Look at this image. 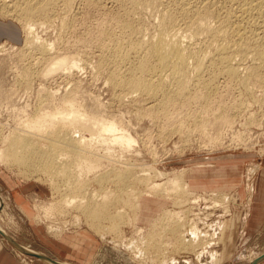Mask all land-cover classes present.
Here are the masks:
<instances>
[{
    "label": "rangeland",
    "instance_id": "obj_1",
    "mask_svg": "<svg viewBox=\"0 0 264 264\" xmlns=\"http://www.w3.org/2000/svg\"><path fill=\"white\" fill-rule=\"evenodd\" d=\"M9 1L7 2H22L23 4V0ZM69 1L70 4H72L71 6L68 3ZM69 1L67 4L66 1L56 0L57 5L55 6L56 3L52 4L55 8H53L54 6L51 7V9H53L50 10V15L42 14L39 15L38 19L37 16L34 17L35 19H31V21L34 20L33 22H35L34 33H36V35L34 33H29L28 28H26V19L11 12H6L5 8H2L3 2L0 0V147H2V145L3 147L7 146V143H5L7 142L5 141V134L10 135L14 132H18L19 129L13 128L17 126L16 123L20 121H17L18 119L22 120L24 117H29V114H35V112L50 111L57 107L64 106L65 102L63 98L65 95H68V93L70 94L72 90L73 92L71 93H74L77 106L84 107L88 112H97L107 118L115 116L119 122L137 138V142L133 146L134 150L132 148V151L130 150L129 153L124 152L125 154H123L124 156L121 159L116 156L115 158L118 160L103 157L102 161L105 162L101 161L99 164L100 167L92 170L93 172H87L85 175L87 179L84 177L88 182L87 184L94 183L88 185L87 196L91 198V192L97 190L99 187L97 183L98 180L95 178L100 177L104 170L102 174L110 173L107 174V176L112 178L115 177L114 172H116V169L117 171L118 169L120 171L123 170L122 172L125 174L127 171L129 177L131 176L130 178L128 177L130 180L127 179L126 181L129 183V186H127L128 184L126 185L129 191L128 193L126 191L127 194H124L122 193L124 190L121 189L122 192L118 190L120 193H118L119 195L117 197H120L117 199V197L114 196V198L117 199V201L114 199V202H117V207H125L127 210L126 212L129 213H127L129 217L132 216V220L129 222L127 217V219L125 218L118 224L119 226H115L116 228L110 227L107 232L105 231L106 228L104 225H109V223L103 222V224H97V221L91 220L88 216L86 217L83 206H78L77 202V204L71 208H65V206H63L64 204H61L60 201L64 193L63 190L59 188L61 185V188L64 187L63 185L65 182L63 183V181L66 180L65 176H56L57 178L55 177L56 180L53 183L50 180L51 177L45 175L42 171L30 173V169L27 166H24V169L23 165H21V168L15 161L12 162V160H7L4 161L6 163L0 161V193L6 200V207L0 209V222L4 228L9 234L11 233L17 242L28 245L49 256L59 257L61 260L75 264H95L97 258L102 255L101 253L105 255L103 259L106 260L107 264H161V260H163L165 255L166 262L162 264H170L172 259H175L181 264H249L252 258L264 251V85L263 82H261L264 81V78L258 77L257 79L256 77L247 79L244 77L250 81L254 80L252 83L247 80L245 82V79L242 77L245 76L243 72L247 75V70L252 68L255 63L253 62L254 60L252 61L251 58H247L244 59L245 61L242 60V62H239L242 63V66L241 69H239V78H237L238 80L244 79L241 82L232 80V78L224 72L218 73V77L216 76L217 79L214 78V71L212 69L214 65L211 64V62H207L208 64L206 63L207 66H209L206 69L209 71L206 72V69H204L205 73L201 72L202 74L200 75L194 74L193 67H190L192 70H189L188 76L192 72L195 77L193 78L191 73V76L188 78L192 77L196 79L199 76L196 80L202 81L204 77L203 82L206 79V81L208 80L207 83L206 81L205 83L197 81V83H199H196L197 86H195L194 89L193 86L196 85L194 83L196 80H191L190 78L193 82L191 83L189 81V85L192 86L193 89L189 86L190 88H188V92H186V95L184 94V97L179 96L175 98L173 96L171 101L167 102V107L166 105L162 107L163 104H159V106L156 104V106L154 105L157 101L156 98H150L148 95L150 98L149 100L145 92L144 94L146 96L141 93L142 91L140 93L139 91H134V94L131 92V94L135 95L131 96L128 90H125V92L124 89H119L111 83L113 80L110 81V75L113 70L120 71L121 68V72L126 74V72H124L127 69L126 67L131 65L130 63V65L126 64L128 61L124 62V64H120L113 58H110L113 55L111 52V40L116 33L115 36H119L122 32V29H120L121 26L119 25L120 21H117L116 18H121L120 20H122L126 13L130 11V14L128 13L125 18H127V16L128 18L132 17L131 19H137L136 16L139 18L141 17L137 19L138 23L136 22L137 20H135V22L141 24L143 28L146 27L149 29V26L152 25L151 22L155 23V21H157L156 19L159 15L157 7H159V9L165 7V5L167 7H175V2L177 1H157L160 6H156L153 10L140 8L139 10L144 13L139 11V14L137 11L138 9L136 13L135 10L133 11L130 0L126 1L128 4H126L124 0ZM93 1L94 4L92 3ZM124 5L126 7H124ZM127 5H130V8H128ZM148 10L149 13L145 12ZM133 14L134 16L135 14L137 15L134 17ZM47 16H51V20H49L48 17L46 22L45 18H47ZM147 19H150V24L148 23V25L144 23L145 21L149 22ZM115 20L117 22H115ZM140 20L144 21L141 22ZM117 28L120 30L118 31ZM107 30L113 31L107 32ZM109 33L111 38L108 37ZM34 35H40L41 38L54 43L55 46L53 50L44 53L43 51H39V49L42 50L40 46H32L30 43L34 38H29ZM104 36L107 37L104 38ZM108 38L111 40L108 41ZM103 39L104 41L107 39L109 44L111 42L110 46L108 42L105 44ZM28 40L30 41L28 42ZM108 47H110V50ZM212 47L210 53L213 54L215 52V47ZM106 49L109 51L107 52ZM47 53L48 58L46 57ZM64 55H69L71 57L75 56L81 59L79 63L82 66H80V68L75 66L73 69L67 67L70 70L72 69L71 71L67 70V68H63L64 70L60 68L51 71L50 68L52 63L57 58ZM103 56L105 57V61L102 60L104 59ZM107 58H109V61L111 59V62L114 60L113 65L116 67L113 68V65L109 64L111 62L107 64ZM100 60H102V64L104 62L106 68L100 63ZM115 62L119 65H115ZM234 62H236L234 64L235 66L241 65L238 63V60ZM107 65L109 67H107ZM215 65H218V67L221 66H219V64ZM247 66L250 67L248 68ZM220 74H224L223 77L222 75L220 76ZM227 78H230L231 81ZM222 80H224V82ZM211 82L214 84V86L211 84L213 87L210 85L213 91L211 90V95H206V91L203 90H208L206 84L209 85ZM242 82L249 85L247 86L248 88L243 86ZM227 84L229 85L227 86ZM199 85H202L203 88L200 87L201 90L198 91L197 87H199ZM203 85L206 89H204ZM69 90L70 92H67ZM191 91L196 96H194ZM128 92L129 94L126 96L125 94ZM115 93L121 94L117 95ZM213 93L215 94L212 95ZM116 95L121 96L117 97ZM122 95L126 98V101ZM161 95H158V99L160 97L162 98L163 95ZM188 96L191 98L188 99ZM203 96L207 97H204L206 100L211 99V101L208 100L206 103L210 102L212 105H209V103L205 107L206 103L204 101L206 100L202 99ZM165 98L166 97H164V99ZM176 99H179V101ZM182 99L184 102L187 99L192 100L190 102L187 100L188 102L186 101V103L183 104L184 102ZM212 100L215 101L213 102ZM123 102L125 104H122ZM222 103L223 106L221 105ZM148 104L149 107H147ZM217 104L222 106L223 109ZM12 105H15V108H12ZM208 106L210 107L208 108ZM228 106H230V108ZM217 107L221 108V110ZM155 108L159 110L162 109V112H170L172 109L173 110L171 111L172 114L166 112L168 113L167 117V114L166 116L165 113L162 115L161 111L158 112ZM216 109L224 113H227V110L228 112L232 110L229 112L230 114L225 113L227 117L229 116V121L231 120L230 123L226 121L225 123L227 124L225 126L223 123L217 121L218 124H216L215 116L218 115ZM25 110L28 112L30 111V113L27 112L28 114H26ZM152 110L156 112L153 113L154 111ZM19 111H21L22 114ZM224 113L221 114L224 115ZM231 113L234 115L233 117ZM197 120L198 123L196 126L195 123ZM177 123L180 124L179 129ZM200 123L202 125L204 124L205 127L200 125ZM175 124L177 125L176 128H174ZM210 124L211 126H209ZM215 124L219 126V129ZM38 142L40 143L37 144L48 145L45 141ZM124 159H126V162L123 161ZM10 162L11 164H9ZM14 162L16 165L13 164ZM113 169L114 172L110 171ZM100 170L103 171L100 173ZM159 171L164 175H159ZM183 171L184 179L188 182L190 186L189 190L191 192L193 191L192 193L188 194L180 191L169 194L153 191L152 186H154V184L163 181L170 182ZM127 175L128 174H126V176ZM90 176H92L94 180ZM59 177H61L63 181ZM88 179L92 181H88ZM113 180L110 181V184L115 183ZM57 181L60 184H58ZM116 182V186H119V184L123 186L119 181ZM56 184L59 186L57 187ZM90 186H92V188H90ZM112 187L115 186H111V188ZM73 192L74 191H72V194H74ZM138 194L140 195V204L133 205V203H135L134 196ZM130 197L132 198L130 199ZM194 198H200L198 204H193L190 201V199ZM181 199L185 201L183 204L178 202L181 201ZM214 200H218L220 204L215 206ZM250 200L251 204H249ZM49 203L54 204V206L56 205L55 207L58 210L52 207L51 204L50 206L52 209L50 206V209L47 208L46 206H48ZM130 206L133 209L136 207V209H134L135 213L133 212L132 214L131 211L133 210ZM167 208H173L177 211L187 209L185 213L187 214V220H189V218L194 220L197 218L195 221H197V224L199 223L198 226H200L199 228L202 232L198 238L199 246L195 248L184 246L181 234L185 229L182 227L179 229L176 217L165 224L164 221L167 222V219L162 218V215ZM47 210L48 212L50 211V213H47ZM195 211L199 214L195 215ZM188 215L190 217H188ZM156 219H158V222ZM192 219L189 221H192ZM153 222H155V224H153ZM156 224L157 226L154 228ZM140 226L144 228L141 234L137 232V228ZM222 228L224 230H222ZM216 229L218 232H215ZM80 232L86 233V236L84 235L78 239V234ZM148 233H153L156 241L150 245L151 247L144 246L145 253L147 254L144 255L142 253L143 251H139V248L133 250L132 241L139 240L141 236L147 235ZM0 236L4 238L3 235L0 234ZM62 239H70L69 246L72 247L70 248L68 244L64 246L65 243L62 244V241H64ZM4 241L7 248L14 255L12 264H47L37 256L20 252L7 239L4 238ZM80 242L82 245V252L84 255L87 254L84 258H79L74 248V246L76 247ZM135 243L139 245L140 241H136ZM62 245L63 247H61ZM216 251L219 252L218 259H213V257H211L213 256L212 253ZM122 252L129 257L128 261L130 262L121 255L123 254ZM81 261H85V263H81ZM259 264H264V262L262 261Z\"/></svg>",
    "mask_w": 264,
    "mask_h": 264
},
{
    "label": "bare ground",
    "instance_id": "obj_2",
    "mask_svg": "<svg viewBox=\"0 0 264 264\" xmlns=\"http://www.w3.org/2000/svg\"><path fill=\"white\" fill-rule=\"evenodd\" d=\"M7 1H9V0H2V2H3L2 8H5V11L8 13L11 12L15 15H19L20 17H23L24 19H26V21H27L26 28H28L30 34L34 33V23H35V22H33L34 20L31 21V19L36 17V16L38 19L39 15L49 14L50 10L55 8V6L57 5L56 0H23V4H22V2L21 3H8ZM63 1H66V3H67L69 0H63ZM97 1H99V0H97ZM118 1H121V0H118ZM124 1L126 3L127 0H124ZM157 1H160V0H130V2H131L130 5H132V9H133V11L135 10V13H136V10L138 9L137 11L139 14V11H141V10H139L140 8H143L145 10H147V9L153 10L156 8V6H160ZM174 1H173V3H174ZM176 1L177 2H175V7H173V6L167 7L166 5H165V7L160 8V9H159V7H157L158 8L157 10H159V13H158L159 15L157 16L158 18L156 19L157 21H155V23L151 22L152 27L149 26V29L146 27L143 28L141 26V24H137L138 23L137 19L141 18V17L140 18L137 17L136 16L137 14H135L137 19H135V18L131 19L132 17H130V16H129L130 18H128V16H127V18H125L126 15L130 11L129 12L126 11L128 13L125 12L126 15H125L124 19L122 18V20H120L121 18H119V17H118L119 19L116 18L117 21L118 20L120 21L119 25L121 26L120 29H122V32L120 34L118 32L120 29L118 30V28H117V30H118L117 32L120 35L115 36L117 33L114 30V32L116 34L114 35L115 38L112 37L113 41L108 38V41L111 40V42H112V44H111V42H110V44H111V52L113 55L110 58L111 59L113 58L116 62H118L120 64H122V63L124 64V62L128 61L126 64L130 63L131 65L130 64H129L130 66L127 65L129 67H126L125 65H123L127 68L126 71L123 70L124 72H126V74L121 72L122 70L120 67H119L120 71L119 70L118 71L113 70V72L111 71L112 74L110 73L111 74L110 75V78H111L110 81L113 80L111 82V83H113V85H115L119 89H124V91L128 90L130 92V94H131V92H133V94H134V91H136V92L139 91V93L142 91L141 92L142 94H144V92H145L147 94L148 98H149V96H150V98L151 97L156 98L157 101L155 102L154 105L158 104V106H159V104H161V105L163 104L162 107H164L167 104V102L171 101L173 96L175 98L179 97V96L184 97V94L186 95V92H188V88L191 87V89H193L192 86L189 85V81L192 83L193 81H191V80L195 77L193 75V73L196 75L202 74L201 72H204V69L209 67V66H207V64H208L207 62H209V63L211 62V64L214 65V67L211 66V67H213L212 69L214 71V73H213L214 78H216V76L218 77V75H217L218 73L224 72L228 76H230V78H232V80H238L239 69H241V66H242V63H239V62L240 61L242 62V60H244V59L251 58L252 61L254 60L253 62H255L257 65L254 63L253 66L254 65L255 66L254 67L252 66L251 69L249 68L250 66H247L250 70L249 69L247 70V68L245 67L246 70L248 71V73L246 75V73L243 72V75H245V76H242V77L243 78L246 77L247 79H252V78H256V77H257V79H258V77L264 78V0H176ZM54 3H56V4H55V6L53 5L54 6L53 7L52 4H54ZM68 3L70 4V1ZM92 3L94 4V1ZM116 3H117V1H116ZM166 3H170V2H166ZM98 4H101V3H98ZM121 4H124V3H121ZM126 4H128V3H126ZM71 5L72 4H70V6ZM129 6H128V8H130ZM51 7H53V8L51 9ZM124 7H126V6L124 5ZM63 8L65 9L64 6H63ZM149 10L145 11V12L149 13ZM154 12L156 13L155 10H154ZM142 13H144V12H142ZM52 16H53V12H52ZM133 16H134V14H133ZM154 16H155V14H154ZM48 17H49V20H51L50 19L51 16H47V18H45L46 22H47ZM151 17H153V16H151ZM151 17H149V18H151ZM43 18H44V16H43ZM116 20H115V22H117ZM135 20H137L136 21L137 23L135 22ZM63 21H64V19H63ZM143 21H141V22H143ZM24 22H25V20H24ZM36 22H38V21H36ZM144 23L145 24L147 23V25H148V23L150 24V21L149 22L145 21ZM41 25H43V24H41ZM64 25H66V24H64ZM142 25H144V24H142ZM70 26H71V24H70ZM108 28H109V26H108ZM63 30H64V28H63ZM112 31L113 30H109V31L107 30V32H112ZM29 33H28V35H29ZM106 33H105V35H106ZM34 34H36V33H34ZM32 37L34 39L32 40V42L30 44L32 46L33 45L34 46L38 45V47L40 46V48L42 50L39 49V51H43L44 53H46L48 51L51 52L53 50V47L55 46L54 43L48 42L46 39L41 38L40 35L39 36H35V35L31 36V38H29V39H32ZM102 37H103V35H102ZM106 37L104 36V38H106ZM108 37H110V33H109ZM29 41L30 40H28V42ZM103 41H104V39H103ZM108 41L106 39V41H104L105 44H107ZM102 44H104V43H102ZM108 44H109V42H108ZM110 44H109V46H110ZM32 46H31V48H32ZM102 46H104V45H102ZM211 47L212 48L215 47V49H214L215 52L213 54L210 53ZM109 48L110 47H108V49ZM36 50H38V49H36ZM106 51H107V49H106ZM47 55H48V53L46 54V57L48 58ZM50 57H49V59H50ZM38 59H40V58H38ZM111 59L109 61V58H107V64H108V62H111ZM79 60H81V59H78L75 56L74 57H71L69 55L68 56L67 55L61 56V57L57 58L52 63L50 70L52 71L54 69L57 70L60 68L63 69V68H67V67H70L73 69L75 66H77V68H80V66H82V65H80ZM102 60L105 61V57ZM102 60H100V63L102 62ZM236 60H238V63L241 64L240 66L234 65L236 63L234 61H236ZM113 61L109 64L113 65ZM253 62H251V63H253ZM105 64H106V62H105ZM211 64H209V65H211ZM215 64H219V66L220 65L221 66L218 67V65H215ZM102 65H104V62ZM115 65H119V64L116 63ZM123 66H122V69H123ZM104 67H105V65H104ZM107 67H109V66L107 65ZM114 67H116V66L113 65V68ZM190 67L191 68L193 67V71H194L193 73L190 71L192 73V76H193V78L190 77L191 80H190V78H188L189 76H191L190 75L191 73L188 76L189 70H192ZM101 68H103V67H101ZM112 69H109V70H112ZM217 69H218V71H217ZM67 70H70V69L67 68ZM208 71L209 70L206 69V72H208ZM106 74H107V72H106ZM25 75H26V73H25ZM221 75L223 77L224 74H220V76ZM198 78H199V76H198ZM198 78H196V79H198ZM203 78H202V81L193 79V80H196L194 83L196 84L197 81L203 82ZM230 78L229 79L227 78V79L230 80ZM200 79H201V77H200ZM244 79H241L238 81L241 82ZM247 79H245V82ZM209 80H210V78H209ZM259 80H260V78H259ZM205 81H206V79H205ZM205 81L203 83H205ZM207 81H206V83H207ZM222 81L224 82V80H222ZM225 81H227V80H225ZM247 81L253 83L254 80L253 81L247 80ZM245 82L244 83L242 82L243 86H245V87L249 86V85H246ZM261 82H263V85H264V81H261ZM217 83H218V81H217ZM197 84L193 86L194 89H195V86H197ZM211 84H212V82L209 85L206 84V87L208 88V90L203 85L204 89H206V90H203V91H206V93H205L206 95H209V94L211 95V93L213 91L212 90L213 88H211V86L212 85L214 86V84H212V85ZM230 84H232V83H230ZM228 85L229 84H227V86ZM215 86H217V85H215ZM200 87H202V85L201 86L199 85V87H197L198 91L201 90ZM234 90H235V88H234ZM118 91H121V90H118ZM124 91H122V92H124ZM67 92H70V90ZM71 92H73V91L71 90ZM71 92H70V94L68 93V95H65L66 93L64 94L65 95L63 98V100L65 102L64 106L59 107V108L57 107L56 109L50 110V111L45 110L44 112H39V113L35 112V114H33V115L29 114V117H26V118L24 117V119H22V120L18 119L17 121H19V120L20 121L18 123H16L17 126L13 127L14 129H17V130L19 129L18 132L13 133V131H12L13 134H10V135L5 134V136H4L5 141H7V142H5V143H7L6 144L7 146L3 147V145H2V147H0V161L1 162L7 161V160H9V161L12 160V162L15 161L17 165L18 164L20 166L23 165V167L27 166L30 169V171L28 170L30 173L31 172L35 173V171H38V172L42 171V173L51 177L50 180L53 183L56 180L55 179L56 176H61V175L65 176L66 180H64V181L61 178L63 176L59 177L63 181V183L65 182L63 185L64 187L61 188V186H62L61 185L59 188V189H62L63 193H64V195L60 201L61 204H64L63 206H65V208H67V207L71 208L78 203V206L79 205L83 206V208H84L83 210L86 214V217L88 216V218H90L91 220L97 221V224H103V222L109 223V225H104L106 228L105 231L108 232L110 227L112 228L115 226H119L118 224L122 220H124L125 218L127 219V217H128L129 222L132 220V218H131L132 216L129 217V215H128L129 213L126 212L127 211L126 208L125 207L124 208L117 207L116 206L117 202H114V199H115L114 196L117 197L119 195L118 193L122 192L121 189L124 190L122 193H124V194L128 193L129 190H127L128 189L127 186H129V183H127L126 181H127V179L130 180L129 178L131 176L129 177V173H127L126 170H124V171H126V174H128L127 176L124 172H122L123 170L120 171L118 169V171H117V169H116V172H114V169H115L114 167H113L114 168L113 170H110V171L114 172L115 175L112 172V174L115 176L114 178L107 176V174H110V173L102 174V173H104L105 170L104 171L102 170L103 172L100 170V173L102 172L101 176L97 177L98 179L95 178L96 180H98L97 183H98L99 187L97 190L91 192V198H90L87 196L88 185L90 183L87 184L88 183L86 181L87 177L85 175L87 172L89 173V171H92L94 169L99 168L100 167L99 164L103 160V157L115 160V159H117L115 157L118 156V158L121 159L124 156L123 154H125L124 152H128V153L130 152V150L136 144L137 138L124 125H122V123H120L119 120L115 116L112 118H107V117H104L102 114H99V113L93 112V111L88 112L87 110L84 109V107L77 106L76 102H75L74 93H71ZM74 92H75V90H74ZM129 92L125 95L127 96L129 94ZM124 93H122V94H124ZM191 93H192V91H191ZM115 94L118 95L121 93H115ZM133 94H131V96H135ZM159 94L160 95L162 94L166 98L164 99V97L161 95L162 96V98L160 97L161 100H160V98L158 99ZM192 94L194 95V93H192ZM214 94L215 93H213L212 95H214ZM51 95H49V96H51ZM193 95H191V96L192 97L196 96V95H194V96ZM218 95H220V94H218ZM119 96H121V95H119ZM119 96H117V97H119ZM122 97H123V95H122ZM122 97H120V98H122ZM204 97L207 98L206 96H203L202 97L203 100L205 99ZM150 98H149V100H150ZM190 98L191 97H189L188 99H190ZM51 99H50V101H51ZM125 99L126 98H124V100ZM183 99H182V101H183ZM191 100H188V101L190 102ZM208 100H206L204 102L206 103V102H208ZM121 101H122V99H121ZM177 101H179V99ZM186 101L185 102L183 101L184 102L183 104H185ZM194 101H195V99H194ZM209 101H211V99ZM176 102H175V104H176ZM209 103H206V105L204 104L205 107ZM122 104H125V103L123 102ZM142 104H144V103H142ZM200 104H202V103H200ZM167 105H166V107H167ZM209 105H212V104L210 103ZM221 105L223 106V103ZM244 105H246V104H244ZM14 106L12 108H15ZM152 106H153V104H152ZM172 106H174V105H172ZM176 106H177V104H176ZM222 106H219V107L222 108ZM16 107H17V105H16ZM147 107H149V104ZM150 107H151V105H150ZM205 107H202V108H205ZM209 107L210 106H208V108ZM219 107H217V108H219ZM228 107L230 108V106H228ZM158 108L157 109L155 108L156 111L158 110V112H159L162 110V109L159 110L160 108L159 109ZM168 108H169V106H168ZM221 108H219V109L221 110ZM16 109H18V108H16ZM16 109H14V110H16ZM148 109H150V108H148ZM141 110H142V108H141ZM220 110L218 111L216 109V111H218L217 112L218 115L215 116L216 117L215 118L216 124H218L217 123V121H218L219 123H223V125L226 126L227 123H225V122L229 121V116L227 117L225 115L226 112L225 113L220 112ZM152 111H154V110H152ZM156 111H154L153 113H155ZM171 111L170 112L169 111H163V112L161 111V113H162V115L165 113V116L167 114V117H168V113H166V112L171 113ZM204 111H205V109H204ZM231 111L232 110H230L229 112H231ZM19 112H21V111H19ZM27 112L28 111H26V114L30 113V111L28 113ZM229 112L227 110V113H229ZM23 113H24V111H23ZM153 113H151V114H153ZM213 113H214V111H213ZM221 113H224V115ZM233 113H235V112H233ZM21 114H22V112H21ZM26 114H25V116H26ZM30 115H32V116H30ZM153 115H155V114H153ZM231 116L233 117L234 115L231 113ZM19 117H21V116H19ZM162 117H161V119H162ZM170 117H172V116H170ZM195 118H197V117H195ZM211 118H212V116H211ZM178 121H179V119H178ZM230 121L228 123H230ZM233 121H235V120H233ZM168 122H170V121H168ZM214 122H213V124H214ZM180 123H181V121H180ZM197 123H198V120L195 123L196 126H197ZM179 125L180 124H178V129H179ZM200 125H202V124L200 123ZM176 126L177 125L175 124L174 128H176ZM202 126H204V124ZM209 126H211V124ZM216 126H217V128L219 127L218 125H216ZM221 129H223V128H221ZM197 131H198V129H197ZM202 133H204V132H202ZM38 141H45L48 143V145L37 144V143H40ZM3 142H4V140H3ZM5 143H3V144H5ZM127 150H129V151H127ZM133 150H134V148H133ZM125 160L126 159H124L123 161L126 162ZM15 162L13 163L14 165H16ZM102 162H105V161H102ZM4 163H6V162H4ZM9 164H11V162ZM126 166H128V165H126ZM133 166H135V165H133ZM21 168H22V166H21ZM24 169H25V167H24ZM110 169H111V167H110ZM130 171H131V169H130ZM26 174H27V172H26ZM158 174L161 176L164 175L160 171L158 172ZM110 176H112V175H110ZM84 177H86V179ZM90 177L93 178L92 176H90ZM89 179H88V181H92ZM110 179L111 180L116 179V180H113V181H115V183L110 184V181H111ZM93 180H94V178H93ZM96 180H95V182H96ZM116 181H119L120 183H122L123 186H121L119 183H118L119 186H116V184H117ZM129 182H131V181H129ZM57 183H58V181H57ZM58 184H60V183H58ZM92 184H94V183H92ZM92 184H90V185H92ZM113 184H115V185H113ZM56 186H57V184H56ZM111 186H115V187L111 188ZM90 188H92V186H90ZM152 188H153V191H155V192H163V193H169V194H171L172 192H180V191L188 193V194L193 192V191L191 192L189 190L190 186H189L188 182L184 179V171L181 172V174H179V176L175 177L170 182L169 181L158 182V183L154 184V186H152ZM118 190H120V192H118ZM68 191H70V192H68ZM72 191H74L73 192L74 194H72ZM80 191H82V192H80ZM126 191H127V193H126ZM61 194H62V191H61ZM219 195H221V194H219ZM129 196H131V195H129ZM119 197H117V199ZM131 198L132 197H130V199ZM134 198H135V203H133V205L134 204L139 205L140 204V202H139L140 195L138 194L137 196H134ZM117 199H115V201H117ZM199 200H200V198L190 199V201L193 204L194 203L198 204ZM133 202H134V200H133ZM178 202L183 204L185 201L181 199V201H178ZM214 202H215L214 203L215 206L220 204L218 200H214ZM51 203H49V205L46 207L49 208ZM176 204H178V203H176ZM51 205H52V207L56 206V205L54 206V204H51ZM5 207H6V200H5L4 196L0 193V209H4ZM189 207H191V206H189ZM192 207H193V205H192ZM209 207H211V206H209ZM44 208H45V206H44ZM50 208H51V206H50ZM134 209H136V207ZM134 209L132 208V210H133V211H131L132 214L134 212ZM56 210H58V209L56 208ZM61 210H62V208H61ZM63 211H64V209H63ZM186 211H187V209L177 211L173 208H167L164 210L163 215L162 214L161 215H162V218L167 219V222L164 221L165 224L168 223V221L170 222V220L173 219L174 217H176L177 218L176 221L178 222L179 229H181V227H182L186 231V232L185 231L182 232V234H181L183 237L182 241L184 243V246H191V247L195 248V247L200 245L198 238L200 237L202 232H201V229L199 228L200 226H198L199 223L197 224V221H195L197 218L195 220L192 218H189V220L192 219V221L187 220V218H186L187 214H185ZM189 212H188V214H189ZM45 213H46V211H45ZM47 213H50V211L48 212V210H47ZM195 213H196L195 215L199 214L196 211H195ZM208 215H209V213H208ZM49 216H50V214H49ZM188 217H190V216L188 215ZM156 220L158 222V219H156ZM153 224H155V222H153ZM157 224L155 225V227L153 225L152 226L154 228H156ZM0 229L3 230L4 232H6L8 235H10L14 239L15 243H12L11 241H9V242H11L22 253L27 254V252H30V253H35L37 255H40L37 257H39L40 259L45 261L47 264H75V263H71L68 261L61 260L59 257H53L54 258L53 259L45 253L37 251L28 245H24V244L17 242V240H15V238L11 235V233L9 234L7 232V230L4 228V226L2 225L1 222H0ZM143 230H144V228L141 226L137 228V232H139L140 234H141V232H143ZM222 230H224V229L222 228ZM215 232H218L217 229ZM148 234L144 235V236L140 235L141 239L139 238V240H133L132 241V248H134L133 250H135V248L136 249L139 248V251H141V252L143 251L142 253L144 255L147 254V253H145L146 251L144 250L145 249L144 246H150L154 241H156L155 235L153 233H148ZM136 241H140V244L138 245V243H135ZM101 254L102 255H100L97 258V260L95 261V264H107L106 260L103 259V257H105V255L103 253H101ZM121 255H123V257L125 259H127V261L129 260V257H127L126 254L123 253ZM200 255H201V253H200ZM212 255L213 256H211V257H213V259L214 258L218 259L219 252L216 251V252L212 253ZM260 255H262V254H259L258 256H260ZM146 256H145V258H146ZM165 256L163 257V260H161L162 263L166 262ZM258 256H255L254 258H252L250 260V262L252 260H254L255 258H257ZM262 261H264V260H262ZM128 262H130V261H128ZM170 264H181V263L177 262L175 259H172V262H170Z\"/></svg>",
    "mask_w": 264,
    "mask_h": 264
},
{
    "label": "crops",
    "instance_id": "obj_3",
    "mask_svg": "<svg viewBox=\"0 0 264 264\" xmlns=\"http://www.w3.org/2000/svg\"><path fill=\"white\" fill-rule=\"evenodd\" d=\"M252 196V195H251ZM252 198V197H251ZM249 204H251V200H250V203ZM85 232V231H84ZM82 233V232H80L79 234H78V239L80 238V237H82V236H86V233ZM84 239H86V238H84ZM62 240H64V241H62L63 243L62 244H64V246H66L67 244H68V246H69V241H70V239H62ZM61 247H63V245L61 246ZM70 247V246H69ZM72 247V246H71ZM70 247V248H71ZM81 247H82V245H81V242H80V244L78 243L77 245H76V247L74 246V248L76 249V252H77V256L79 257V258H81V257H85V256H87V254L86 255H84V253L82 252V250H81ZM263 252L264 251H262V252H260V253H262L263 254ZM260 253H258V254H260ZM49 256V255H48ZM49 257H51V258H53V257H55V256H49ZM14 258V255L12 254V252L7 248V246H6V244H5V241H4V239L0 236V264H12V259ZM54 259V258H53ZM264 262V261H263ZM81 263H85V261H81Z\"/></svg>",
    "mask_w": 264,
    "mask_h": 264
},
{
    "label": "water",
    "instance_id": "obj_4",
    "mask_svg": "<svg viewBox=\"0 0 264 264\" xmlns=\"http://www.w3.org/2000/svg\"><path fill=\"white\" fill-rule=\"evenodd\" d=\"M0 234L3 235V237L5 239H7L8 241L15 243L14 239L1 229H0ZM27 254L40 256V255H37L35 253H30V252H27ZM262 260H264V253L262 255L258 256L257 258H255L254 260H252L249 264H259Z\"/></svg>",
    "mask_w": 264,
    "mask_h": 264
}]
</instances>
